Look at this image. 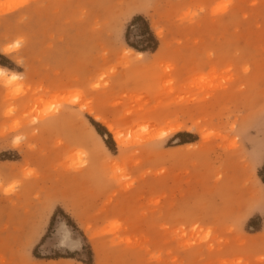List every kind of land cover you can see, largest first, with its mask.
<instances>
[{
	"label": "rangeland",
	"instance_id": "374dc122",
	"mask_svg": "<svg viewBox=\"0 0 264 264\" xmlns=\"http://www.w3.org/2000/svg\"><path fill=\"white\" fill-rule=\"evenodd\" d=\"M0 2V264H264V0Z\"/></svg>",
	"mask_w": 264,
	"mask_h": 264
},
{
	"label": "trees",
	"instance_id": "16d2710c",
	"mask_svg": "<svg viewBox=\"0 0 264 264\" xmlns=\"http://www.w3.org/2000/svg\"><path fill=\"white\" fill-rule=\"evenodd\" d=\"M140 23L142 26L140 27L141 30H140V37H141V40L137 43V44H134V43H130L129 40H128V28L126 30V34H125V40H126V43L127 45L137 51V52H153L156 50L157 46H158V42L157 40L155 39L153 33L151 32L148 24L146 23V21L138 16V17H134L131 21V25H135V24H138ZM0 65L4 66V64L2 62H0ZM99 133V131H97ZM107 144V142H106ZM53 219L54 217L52 218V222H53Z\"/></svg>",
	"mask_w": 264,
	"mask_h": 264
},
{
	"label": "bare ground",
	"instance_id": "6f19581e",
	"mask_svg": "<svg viewBox=\"0 0 264 264\" xmlns=\"http://www.w3.org/2000/svg\"><path fill=\"white\" fill-rule=\"evenodd\" d=\"M11 10H12V7L6 8L5 5H4V3L0 2V11L1 12L7 13V12H9ZM138 56H141V54H138ZM0 75H4V70L3 69H0ZM8 79H10V80H16L17 79V76L14 75V74H11L10 76H8ZM63 102L69 103V104L76 103V104L79 105L81 111H85L88 114L91 113V109H90L89 103L83 102L81 100V97L80 96H77L76 98L71 97V96H67L66 98L63 99ZM106 127H107V129L110 132H113L112 126L106 125ZM113 135H114V139H115L116 143L118 145H121L122 144V141H121V138H120V133L118 131H114L113 132Z\"/></svg>",
	"mask_w": 264,
	"mask_h": 264
},
{
	"label": "crops",
	"instance_id": "0c3cea01",
	"mask_svg": "<svg viewBox=\"0 0 264 264\" xmlns=\"http://www.w3.org/2000/svg\"><path fill=\"white\" fill-rule=\"evenodd\" d=\"M86 128V131L90 134V135H96L97 137V134L94 132V129L92 127L88 128L86 125H84Z\"/></svg>",
	"mask_w": 264,
	"mask_h": 264
},
{
	"label": "clouds",
	"instance_id": "9594fccd",
	"mask_svg": "<svg viewBox=\"0 0 264 264\" xmlns=\"http://www.w3.org/2000/svg\"><path fill=\"white\" fill-rule=\"evenodd\" d=\"M2 54H5V53H0V55H2ZM13 63H15V61H13ZM19 66V65H18ZM5 66H2V65H0V69H3ZM9 71H11V70H9Z\"/></svg>",
	"mask_w": 264,
	"mask_h": 264
}]
</instances>
